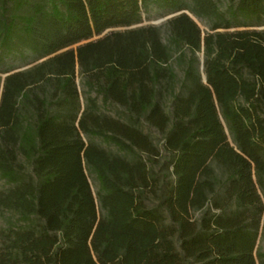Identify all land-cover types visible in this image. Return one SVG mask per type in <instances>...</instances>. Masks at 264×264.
I'll use <instances>...</instances> for the list:
<instances>
[{
    "label": "trees",
    "instance_id": "16d2710c",
    "mask_svg": "<svg viewBox=\"0 0 264 264\" xmlns=\"http://www.w3.org/2000/svg\"><path fill=\"white\" fill-rule=\"evenodd\" d=\"M227 1L0 0V264H264V0Z\"/></svg>",
    "mask_w": 264,
    "mask_h": 264
},
{
    "label": "rangeland",
    "instance_id": "374dc122",
    "mask_svg": "<svg viewBox=\"0 0 264 264\" xmlns=\"http://www.w3.org/2000/svg\"><path fill=\"white\" fill-rule=\"evenodd\" d=\"M218 4V6L221 8L222 11H226L227 10V6H228V1L227 0H215ZM186 12L193 18V20L195 22L198 23L200 29L202 30L203 34L211 32L210 27H211V22L204 17H198L196 16L194 13H192L190 10H186ZM181 13L179 12H173L171 10H167L161 7H158L157 5H150L149 6V10L146 12L144 11L142 14V21L140 24H136L131 26L132 28L135 27H140L142 25H153V26H158L161 28V35L162 38L164 40L165 43H169V34L167 31V21L169 19H171V17L175 16V15H179ZM116 30H124L127 28H113ZM112 29L107 30V32L111 31ZM105 32V33H107ZM97 37H94L93 39H96ZM74 48L77 47V45L73 46ZM24 56H20L19 54H13L10 55V57H7L5 63L2 65V68H15L16 70H24L27 67H30L36 63H39L41 60L43 59H39V61H36L37 57L34 53H32L29 50H25L24 52ZM198 56L200 58V61L202 62L203 58H204V54L203 52L198 53ZM175 60H173V66L176 69L177 75H178V82L182 81L184 78V70L182 67H179L175 62ZM77 80L76 83L78 85L79 88V92H80V99L82 100L83 105L85 106L87 100H86V96L88 95V88L86 87V85H84V79L81 75V72L79 70V67H77ZM5 75V74H3ZM91 96H95V93H92ZM99 103L102 105V99L101 97L99 98ZM170 107H171V103L170 102H166V112H170ZM102 111H104L107 114H110L112 116H116V117H121L122 116V112L120 107H118L117 105H102ZM144 130V132H146L151 139L153 140V142L155 143V145L161 150V156L160 158L157 159V162L155 163V170L158 173H161V167L162 164L165 163L166 159L169 157L168 154L165 151V140H164V136L161 132H159L157 129H155L154 127H151L148 125V123H142L141 126ZM85 139L91 140L94 143L99 144L100 146L102 145L103 147H105L106 149L116 153H120V154H124L123 152L119 151L117 147H115L114 145H110L106 142H104L102 139L98 138V137H85ZM90 175V180L92 183V188H94V190H97V182H96V177L93 174H89ZM5 182L4 180L1 179L0 177V189L5 188ZM195 218H199L202 214L201 211H195L194 213ZM1 223V220H0ZM258 247L257 249L259 251L264 252V235H261L259 240H258Z\"/></svg>",
    "mask_w": 264,
    "mask_h": 264
},
{
    "label": "water",
    "instance_id": "95a60500",
    "mask_svg": "<svg viewBox=\"0 0 264 264\" xmlns=\"http://www.w3.org/2000/svg\"><path fill=\"white\" fill-rule=\"evenodd\" d=\"M179 13H184V11L179 12ZM107 32V31H106ZM7 76V74L3 75V79Z\"/></svg>",
    "mask_w": 264,
    "mask_h": 264
}]
</instances>
